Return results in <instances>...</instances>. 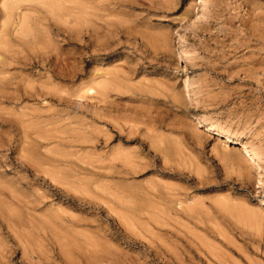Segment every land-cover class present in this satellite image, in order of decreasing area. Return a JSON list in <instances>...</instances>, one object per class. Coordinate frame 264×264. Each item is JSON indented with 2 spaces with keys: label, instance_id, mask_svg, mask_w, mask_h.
<instances>
[{
  "label": "rangeland",
  "instance_id": "1",
  "mask_svg": "<svg viewBox=\"0 0 264 264\" xmlns=\"http://www.w3.org/2000/svg\"><path fill=\"white\" fill-rule=\"evenodd\" d=\"M0 264H264V0H0Z\"/></svg>",
  "mask_w": 264,
  "mask_h": 264
},
{
  "label": "bare ground",
  "instance_id": "2",
  "mask_svg": "<svg viewBox=\"0 0 264 264\" xmlns=\"http://www.w3.org/2000/svg\"><path fill=\"white\" fill-rule=\"evenodd\" d=\"M227 142V141H226Z\"/></svg>",
  "mask_w": 264,
  "mask_h": 264
}]
</instances>
